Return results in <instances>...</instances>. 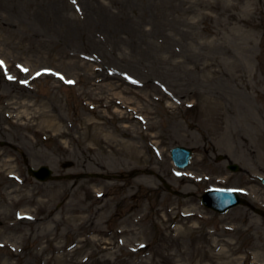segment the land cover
<instances>
[{
  "label": "rangeland",
  "instance_id": "1",
  "mask_svg": "<svg viewBox=\"0 0 264 264\" xmlns=\"http://www.w3.org/2000/svg\"><path fill=\"white\" fill-rule=\"evenodd\" d=\"M259 177L264 0H0V264H263Z\"/></svg>",
  "mask_w": 264,
  "mask_h": 264
},
{
  "label": "bare ground",
  "instance_id": "2",
  "mask_svg": "<svg viewBox=\"0 0 264 264\" xmlns=\"http://www.w3.org/2000/svg\"><path fill=\"white\" fill-rule=\"evenodd\" d=\"M233 17V16H231ZM240 21H243L242 19H239ZM186 179H191V178H188V177H182V180L185 181ZM104 197V196H103Z\"/></svg>",
  "mask_w": 264,
  "mask_h": 264
},
{
  "label": "water",
  "instance_id": "3",
  "mask_svg": "<svg viewBox=\"0 0 264 264\" xmlns=\"http://www.w3.org/2000/svg\"><path fill=\"white\" fill-rule=\"evenodd\" d=\"M45 176H48L47 174H44V176H43V179H46L47 177H45Z\"/></svg>",
  "mask_w": 264,
  "mask_h": 264
},
{
  "label": "snow or ice",
  "instance_id": "4",
  "mask_svg": "<svg viewBox=\"0 0 264 264\" xmlns=\"http://www.w3.org/2000/svg\"><path fill=\"white\" fill-rule=\"evenodd\" d=\"M73 2H75V0H73Z\"/></svg>",
  "mask_w": 264,
  "mask_h": 264
}]
</instances>
